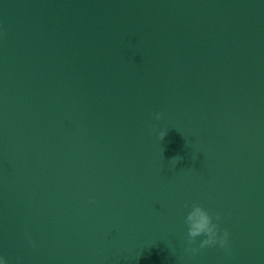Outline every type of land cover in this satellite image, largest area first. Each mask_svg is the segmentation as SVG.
Listing matches in <instances>:
<instances>
[{"label": "water", "instance_id": "water-1", "mask_svg": "<svg viewBox=\"0 0 264 264\" xmlns=\"http://www.w3.org/2000/svg\"><path fill=\"white\" fill-rule=\"evenodd\" d=\"M0 257L264 264V0H0Z\"/></svg>", "mask_w": 264, "mask_h": 264}, {"label": "clouds", "instance_id": "clouds-1", "mask_svg": "<svg viewBox=\"0 0 264 264\" xmlns=\"http://www.w3.org/2000/svg\"><path fill=\"white\" fill-rule=\"evenodd\" d=\"M162 113L156 114V119L159 120L162 118ZM166 135V131L160 134V138L163 139ZM179 158H174L172 161V166L174 167ZM221 216L219 213L216 214V220L219 221ZM185 223L188 225L187 231V243L188 248L186 251H190L195 254L199 249L205 248L207 246H215L219 244L221 248H227L229 232L225 229L223 235H219L220 226L218 223L213 222V217L207 209H205L199 203H193L191 205L190 211L185 217ZM197 237H204L200 242L199 248L193 247ZM33 246H35L33 244ZM0 261H3V264H8L7 260L3 257H0Z\"/></svg>", "mask_w": 264, "mask_h": 264}]
</instances>
